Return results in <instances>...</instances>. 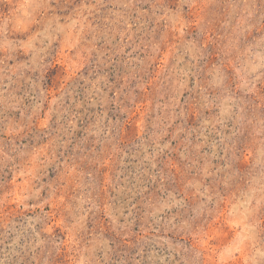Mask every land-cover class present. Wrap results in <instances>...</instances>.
I'll return each instance as SVG.
<instances>
[{"label":"rangeland","instance_id":"374dc122","mask_svg":"<svg viewBox=\"0 0 264 264\" xmlns=\"http://www.w3.org/2000/svg\"><path fill=\"white\" fill-rule=\"evenodd\" d=\"M0 264H264V0H0Z\"/></svg>","mask_w":264,"mask_h":264}]
</instances>
